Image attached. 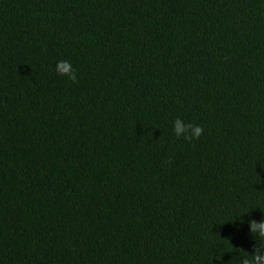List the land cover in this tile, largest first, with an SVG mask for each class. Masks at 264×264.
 <instances>
[{
    "label": "trees",
    "instance_id": "obj_1",
    "mask_svg": "<svg viewBox=\"0 0 264 264\" xmlns=\"http://www.w3.org/2000/svg\"><path fill=\"white\" fill-rule=\"evenodd\" d=\"M249 220L264 0H0V264H243Z\"/></svg>",
    "mask_w": 264,
    "mask_h": 264
},
{
    "label": "clouds",
    "instance_id": "obj_2",
    "mask_svg": "<svg viewBox=\"0 0 264 264\" xmlns=\"http://www.w3.org/2000/svg\"><path fill=\"white\" fill-rule=\"evenodd\" d=\"M55 71L58 75L66 77L73 83L78 82L77 72L68 61H59ZM172 131L177 139H184L186 141L197 140L203 133V129L200 126L186 123L180 118L175 119L173 122ZM167 163L171 164L172 161L168 160ZM247 223L250 234L257 240L264 242V220H249ZM254 247L255 251L252 254V261L245 259L243 264H264V247L256 245Z\"/></svg>",
    "mask_w": 264,
    "mask_h": 264
}]
</instances>
